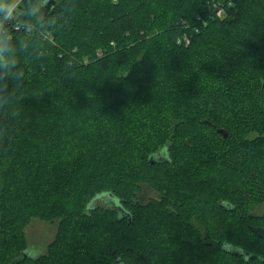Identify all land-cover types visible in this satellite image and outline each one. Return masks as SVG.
<instances>
[{"label": "trees", "instance_id": "obj_1", "mask_svg": "<svg viewBox=\"0 0 264 264\" xmlns=\"http://www.w3.org/2000/svg\"><path fill=\"white\" fill-rule=\"evenodd\" d=\"M55 3L0 137V264H264V0Z\"/></svg>", "mask_w": 264, "mask_h": 264}, {"label": "clouds", "instance_id": "obj_2", "mask_svg": "<svg viewBox=\"0 0 264 264\" xmlns=\"http://www.w3.org/2000/svg\"><path fill=\"white\" fill-rule=\"evenodd\" d=\"M62 15L50 0H0V137L9 135L19 116L18 92L25 81L21 54H39Z\"/></svg>", "mask_w": 264, "mask_h": 264}, {"label": "rangeland", "instance_id": "obj_3", "mask_svg": "<svg viewBox=\"0 0 264 264\" xmlns=\"http://www.w3.org/2000/svg\"><path fill=\"white\" fill-rule=\"evenodd\" d=\"M221 11V12H220ZM219 12L222 13L223 10ZM101 199H96L93 202V206L95 205H106L113 207H120V200L116 197L113 198L112 195L105 193ZM158 196L157 192L149 187H144V190L140 192L139 198L141 201H146L152 197ZM111 202V203H109ZM250 214L252 215H263L264 214V201L256 202L249 209ZM58 230V220L54 221H45L40 218H33L29 225L26 228V233L29 240V248L28 251L33 256H39L46 252L49 243L55 238V235Z\"/></svg>", "mask_w": 264, "mask_h": 264}, {"label": "water", "instance_id": "obj_4", "mask_svg": "<svg viewBox=\"0 0 264 264\" xmlns=\"http://www.w3.org/2000/svg\"><path fill=\"white\" fill-rule=\"evenodd\" d=\"M51 3H55V0H50V4ZM218 131L220 132V133H223L224 134V136H227V133L225 132V129H222V128H220V129H218ZM165 152V151H164ZM165 158V154L163 153V151L161 152V153H157L156 155H153L152 157H151V162L152 163H155L156 162V160H162V159H164ZM106 194H108V193H105V196H106ZM103 195H99V196H97L93 201H92V203H91V205L93 206V202L96 200V199H101V197H102ZM109 203H111V202H109ZM112 204V203H111ZM111 204L109 205V207H113V206H111ZM113 208H117V207H113ZM121 211H123V209L121 208V206L120 207H118ZM251 229L258 235V236H260V237H264V227L263 226H251Z\"/></svg>", "mask_w": 264, "mask_h": 264}, {"label": "built area", "instance_id": "obj_5", "mask_svg": "<svg viewBox=\"0 0 264 264\" xmlns=\"http://www.w3.org/2000/svg\"><path fill=\"white\" fill-rule=\"evenodd\" d=\"M185 40H186L187 43H189V39L187 37H185Z\"/></svg>", "mask_w": 264, "mask_h": 264}]
</instances>
